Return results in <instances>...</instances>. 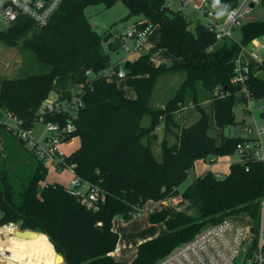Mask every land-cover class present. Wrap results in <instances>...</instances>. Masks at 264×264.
Wrapping results in <instances>:
<instances>
[{"label":"trees","instance_id":"obj_1","mask_svg":"<svg viewBox=\"0 0 264 264\" xmlns=\"http://www.w3.org/2000/svg\"><path fill=\"white\" fill-rule=\"evenodd\" d=\"M117 1L63 0L43 27L24 14L11 22L0 20V43L22 50L24 63L20 69L26 62L34 66L23 69L19 76L0 79V136L25 144L8 126V114L20 120L22 127L32 128L41 104L51 93L60 98L81 96L84 106L72 133L79 145L70 148L68 161L75 164V172L83 180L106 192V200L96 209L87 208L65 190L64 184L44 183L48 166L35 156V166L20 187L0 168L4 220L17 223L23 230L45 234L54 252L64 256V264H156L205 227L226 218L248 217L255 243L261 228L264 163L255 159L236 161L225 175L209 170L184 190L179 186L197 160L214 161L235 154L237 144L245 139L223 136L218 143L208 132L210 115L203 103L213 102L218 127L237 123L235 95L242 87L232 82L236 58L242 45L264 35V20L244 22L240 41L218 40L214 29L188 19L181 9L172 10L167 0H121L130 10L126 18L142 14L143 19L135 25L150 26V31L159 26L160 37L151 50L141 48L136 60L113 63L104 49L112 33L100 35L85 8L98 4L110 7ZM209 2L214 4V0ZM238 5L219 0L216 7L227 6L230 10ZM109 45L113 48L112 42ZM161 49L181 61L152 64V55ZM110 66L125 70L126 84L136 91L135 98L127 97L115 78L98 74ZM175 73H184V78L162 105H155L153 94L158 79ZM247 86L249 98L244 101L261 100L260 116L264 117V59L251 65ZM190 105L200 117L184 126L178 113ZM156 146L161 149V157L156 155ZM9 157L3 156L0 147V161ZM175 197H181L180 205L186 206L180 210L157 208L149 213L150 222L164 223L168 231L141 242L132 261L116 260L112 253L120 235L113 227L115 216L129 220L147 201ZM22 244L16 254L13 250L7 252L15 255L19 264H32L36 250L25 240ZM34 264L42 263L36 257Z\"/></svg>","mask_w":264,"mask_h":264},{"label":"built area","instance_id":"obj_2","mask_svg":"<svg viewBox=\"0 0 264 264\" xmlns=\"http://www.w3.org/2000/svg\"><path fill=\"white\" fill-rule=\"evenodd\" d=\"M62 1L18 0V3H14L13 0H0V20L11 22L16 20L20 14H24L33 19L37 26L43 27L48 23ZM257 1L240 0L238 7L229 10L223 24L213 20L215 13L209 0H204L202 7H197V9L206 15L208 18L206 25L216 31L218 40L233 39L232 29L253 19L248 12L251 10V3ZM149 31L150 26L141 28L135 25L134 29L122 38V45L125 39L132 37L136 40L137 48H141L142 40L148 35ZM249 44L252 45L251 49L247 48L248 44L242 45L236 58L235 74L232 78L233 83L240 84L247 98H249L247 83L251 76V65L259 64L264 59V35L252 40ZM245 54L252 61L244 60L243 55ZM87 73L91 74L92 70H88ZM98 74L107 76L110 79L126 76L125 70H117L115 66L105 68ZM249 101L250 99L247 101L248 104ZM256 101L262 110V101ZM83 106L84 101L81 96L74 95L72 98H60L56 93H51L41 104L32 128L22 127L21 121L11 114L7 115L6 122L18 138L24 140L35 156L43 160L48 167L72 171L74 177L68 185L64 186L65 190L77 196L87 208L96 209L99 203L106 200L105 190L97 184L83 180L76 174L75 164L68 161L72 151L70 148L67 150V148L71 147L75 140V138H72V133L76 128L74 121ZM48 116H57V118L54 120L48 119ZM59 116H64L65 120ZM36 124L42 126L37 134L34 133ZM245 131L256 132L257 135L256 137H245L243 141L237 144L236 153L240 156L239 162L255 159L264 163V147L261 142V137L264 135V124L259 125L254 114L253 124L247 125ZM246 169L249 170V167ZM217 175L222 176V174ZM177 198L175 197V199ZM159 202L160 205L165 204L164 201ZM179 205L169 204V207L164 206L171 210H180L181 206L179 207ZM262 205L264 207V200ZM136 216L138 214H134V217ZM22 230L17 223L5 221L4 213L0 209V264H19L15 260L16 256L8 254L7 251L13 250V253L16 254L15 250L22 249V241L26 240L18 235V231ZM254 236L250 224H243V222L235 221L233 218H226L205 227L193 238L161 258L156 264H237V259L240 256L254 264H264V229H260L255 243ZM16 245L21 246V249H16L14 247Z\"/></svg>","mask_w":264,"mask_h":264},{"label":"rangeland","instance_id":"obj_3","mask_svg":"<svg viewBox=\"0 0 264 264\" xmlns=\"http://www.w3.org/2000/svg\"><path fill=\"white\" fill-rule=\"evenodd\" d=\"M170 3V7L172 10H179L181 9L186 16L192 20L193 22L197 19L201 20L203 23H207L208 18L205 14L201 13L200 11H197V9L194 7H202L204 0H188L190 3L187 2L186 5H184V1L187 0H167ZM211 8L217 9L218 11L222 9V7H214V4H211ZM129 7L121 0L117 1L110 7H105L104 4H98V5H88L85 8V13L93 25L94 29L100 34L103 35L105 32H111L112 37L109 39V41L104 42V49L106 52L110 53L111 60L113 63L119 61L120 59H123L124 57H128L129 60H134L135 57L139 56V51H135V44L136 40L132 37L125 39L124 45H122L119 49L115 50L114 48H111L109 45L110 42L113 43L114 39L116 37H120L121 39L132 29H134L135 24L137 21H139L141 18H143V15H133L128 18H126L129 14ZM248 14L257 20H264V3L262 0H258L255 3L254 7H251V10H249ZM223 18V17H221ZM225 19H221L219 23L223 24ZM235 31H233L232 37L236 41H240L242 39V28L241 25H237L235 27ZM160 34V27H154L151 32L143 38V45L145 47L146 51L151 50L156 44L159 39ZM252 45L248 44L247 48L251 49ZM127 48V50H125ZM130 52V53H129ZM30 53V52H28ZM155 58H153L156 54H158ZM168 55L167 62L170 64L172 62L171 57L172 55L167 52V50H163L162 52L157 51L155 52L151 58L154 62H160L156 60H162L164 56ZM243 59L246 61H252L251 58L245 54L243 55ZM24 63V54L22 50L19 47L16 46H9L5 43H0V79L2 77H16L19 76L23 71L26 69H29L28 67H34L33 63L26 62L23 69L20 67ZM20 69V70H19ZM23 70V71H22ZM171 76L175 75V81L172 82V90H174L182 81L184 78V73H176V74H170ZM169 75H162V77H167ZM119 86L123 89H125V93L127 95L136 96L135 90L127 87L124 83V80L120 79L117 81ZM159 86V79L156 84V88ZM156 88L154 90L153 98L156 93ZM160 92V90H159ZM158 95V92H157ZM162 95H158V97H162ZM245 93L244 92H238L235 95L236 103L234 105V111L236 115V121L237 123L232 126H226L224 128H220L216 125L214 118L210 117V128L208 130L209 134L214 136L218 143H221L223 136H241V137H256V132H249L245 131V127L247 125L253 124L254 122V114L256 115L258 119V124L263 125L264 124V117L260 116V110L261 106L259 103L255 100H250L249 104L245 102L244 99ZM243 98V99H242ZM154 102V101H153ZM197 109H193V111H196ZM192 111V110H191ZM207 111V109H206ZM209 112V111H208ZM207 112V113H208ZM190 113V112H189ZM190 114L186 115V122L190 120L189 117ZM144 123H147V119L145 118ZM42 129V126L40 124H36L34 133L37 134ZM160 137H162L163 131L160 130ZM2 138V139H1ZM9 136H0V147L3 156L10 154V157L5 159V161H0V168L4 169V173L7 175V177L12 180L17 186L22 185V181L25 180V178L28 177V174L31 170H33L35 166V155L34 153L29 149L27 143L22 144L19 141H16L15 139L11 138L12 140H9ZM2 142V143H1ZM261 142L264 147V135L261 137ZM79 141L78 139H75L74 145L71 147V149H74L78 147ZM69 150V148H67ZM156 155L158 157H161V149L156 146ZM238 154L235 153L231 155L228 159L223 156H219L216 158L215 164L214 161L210 160L208 158L206 164L211 165L213 169L217 172L220 170H224V164H226L227 160H233L237 159ZM227 169V168H226ZM198 173V167L194 166L191 167L188 173V177L186 180L179 186V189L182 191L184 190L196 177ZM224 175L226 172H222ZM74 177V173L70 170L63 169V170H57L53 167L48 168L47 173V179L44 183H53V182H59L64 185H68L71 182V179ZM179 201V202H178ZM181 201V197H178L177 199L171 198L164 201V205H167L169 207V204H175L179 205ZM178 202V203H177ZM164 205H160L159 201L156 200H149L147 201L143 208L141 209L140 213L136 217H132L129 220H124L121 216H115L113 220V227L114 229L119 233L120 238L118 245L116 249L113 251L112 255L116 260L119 261H131L136 258L138 253V246L141 242H144L150 238H153L155 236H159L164 234V232L168 231L167 227L164 223H152L149 220V213L154 209H160L162 207H165ZM162 206V207H161ZM181 206V207H180ZM186 205H179V207L182 209ZM195 212V211H190ZM248 217H244L243 220H239L237 218H234L235 221L238 220V222H243V224H248ZM264 229V207H261V229ZM165 232V233H166ZM39 235V237H38ZM24 239H26V243L29 247H35L38 246L41 250V260L43 261V264H64L60 263L61 258L57 256V252L55 253L53 248L51 247L48 237L45 234L42 233H26L22 235ZM46 237L47 243L44 241V238ZM47 246L50 254L46 253ZM16 249H21V246H14ZM36 250V255L39 254V249L34 248ZM52 255V256H51ZM37 257V256H36ZM36 257L32 259V264H34ZM28 256L24 258V261L27 259ZM237 264H254L252 262H249L243 258V256H240L237 259Z\"/></svg>","mask_w":264,"mask_h":264},{"label":"crops","instance_id":"obj_4","mask_svg":"<svg viewBox=\"0 0 264 264\" xmlns=\"http://www.w3.org/2000/svg\"><path fill=\"white\" fill-rule=\"evenodd\" d=\"M187 2L188 3H190L188 0L187 1H184V5H186L187 4ZM212 4V3H211ZM254 6H255V3H254ZM196 9H197V7L196 6H194ZM223 8V7H222ZM213 9V8H212ZM228 9V8H227ZM214 10V13H215V15H214V17H213V20L214 21H216V22H219V21H221V19L223 20V19H226V16H227V14L226 15H224V16H222L223 18H221V17H217V12H218V10L217 9H213ZM197 11H198V9H197ZM220 11V10H219ZM228 12H229V9H228ZM253 18V17H252ZM143 18H141L139 21H141ZM189 19V18H188ZM254 19V18H253ZM197 20H199V19H197ZM199 21H201V20H199ZM204 24H206V22L204 23ZM157 27V26H156ZM233 31H235V28H233L232 29ZM151 32V31H150ZM149 32V33H150ZM148 33V34H149ZM159 37H160V34H159ZM143 41V40H142ZM158 41H159V39H158ZM157 41V42H158ZM124 45V44H123ZM141 48H143V49H145V47H144V45H143V42L141 43ZM141 48H137V46H136V44H135V51H139V53L141 54ZM125 50H127V48H125ZM163 50H165V49H161L160 50V52H162ZM168 52V51H167ZM130 53V52H129ZM140 54H139V56H140ZM170 54V53H169ZM159 55V53L158 54H156L153 58H155L156 56H158ZM247 55V54H246ZM138 56V57H139ZM138 57H135L134 58V60H136ZM165 57H166V59L168 58V55L166 56H164L163 58H162V60H156V61H160V62H154L152 59L153 58H151V63L152 64H154V65H159V64H161V63H167V64H169L168 62H167V60H165ZM247 57H248V55H247ZM128 59V57H124L123 59H120L119 61H117V62H120V61H125V60H127ZM171 60H172V62H170V64H174V63H177V62H180L181 61V59H179V58H177V57H175V56H173L172 55V57H171ZM117 62H115V63H117ZM176 74V73H175ZM166 75H169V76H167V77H160L159 78V86L156 88V97H155V100H154V104L155 105H162L165 101H166V99L169 97V95H171V93H172V82H174L175 81V78H174V76L175 75H173V76H171L170 74H166ZM117 81L118 80H120V79H122V80H124V83H125V85L127 86V84H126V76L125 77H116L115 78ZM119 85V84H118ZM127 87H129V86H127ZM129 88H131V89H134V88H132V87H129ZM125 90V89H124ZM159 90H160V92H159ZM157 92H158V95H162L163 94V96L162 97H158V95H157ZM239 92H243V91H239ZM135 95H136V91H135ZM126 96L127 97H129V98H135L136 96H129V95H127V93H126ZM247 97V95H246V93H245V96H244V99ZM243 99V98H242ZM243 99V100H244ZM203 106L207 109V112H208V114L209 115H211L213 118H214V105H213V102L211 101V100H208V101H206V102H204L203 103ZM195 107L193 106V105H190V106H186V107H184L183 109H181L180 111H179V117L181 118V120H182V124L184 125V126H189V125H191L193 122H195L199 117H200V113L198 112V110H196V111H193V109H194ZM196 109V108H195ZM192 110V111H191ZM261 111V110H260ZM190 112V113H189ZM187 114H190L189 115V117H190V120L188 121V122H186V115ZM210 116V117H211ZM160 130H162V128H160ZM163 131V130H162ZM162 137H163V134H162ZM2 139V138H1ZM2 143V142H1ZM0 145H2V144H0ZM72 147V146H71ZM71 147H68V148H71ZM238 154V153H237ZM233 155V154H232ZM231 155H229V156H223V157H226L227 159L230 157ZM239 159H240V156H239V154H238V157H237V159H233V160H227L226 161V164H224V167H223V171L224 172H226V173H228L229 172V169H230V165L232 164V163H234V162H236V161H239ZM208 160V159H207ZM207 160H203V159H199V160H197L196 162H195V166H197L198 167V173H197V176H199V175H202V174H204V173H206L207 171H212V172H214V173H216V174H223L222 172V170H220L219 172H217V171H215L214 169H213V167H211V165H213V164H215V161L216 160H214V163H212L211 165H207L206 164V162H207ZM49 168V167H48ZM227 168V169H226ZM249 224V223H248ZM263 228V227H262ZM261 229V228H260ZM168 230V229H167ZM166 232V231H165ZM164 232V233H165ZM38 237H39V235H38ZM40 238V237H39ZM44 238V241L47 243V239H46V237H43ZM49 242V241H48ZM30 248H37V249H39V247L38 246H35V247H30ZM45 248H46V253H48V254H50V252H49V250H48V248H47V246H45ZM57 254V253H56ZM41 250L39 249V254L37 255V258H38V260L43 264V261L41 260ZM52 256V255H51ZM132 261V260H131ZM124 262V261H123ZM126 262H130V261H126Z\"/></svg>","mask_w":264,"mask_h":264},{"label":"water","instance_id":"obj_5","mask_svg":"<svg viewBox=\"0 0 264 264\" xmlns=\"http://www.w3.org/2000/svg\"><path fill=\"white\" fill-rule=\"evenodd\" d=\"M226 1H234V2H237L238 3L240 0H226ZM251 7H254V3H251ZM197 22H199V20H197ZM121 46H122V39L120 37H116L114 39V41H113V48L115 50H117ZM26 233H38V232H36L34 230H31V229H25V230H22V231H18V235L20 237H23L21 235L26 234ZM57 256L62 258V262H60V263H63L65 261V258H64V256L62 254L57 253Z\"/></svg>","mask_w":264,"mask_h":264},{"label":"clouds","instance_id":"obj_6","mask_svg":"<svg viewBox=\"0 0 264 264\" xmlns=\"http://www.w3.org/2000/svg\"><path fill=\"white\" fill-rule=\"evenodd\" d=\"M14 3H18V0H13ZM216 5H219V0H214V7ZM228 14L227 6H223V8L217 12V17H222L224 15Z\"/></svg>","mask_w":264,"mask_h":264},{"label":"bare ground","instance_id":"obj_7","mask_svg":"<svg viewBox=\"0 0 264 264\" xmlns=\"http://www.w3.org/2000/svg\"><path fill=\"white\" fill-rule=\"evenodd\" d=\"M61 258V257H60ZM61 262H62V258H61Z\"/></svg>","mask_w":264,"mask_h":264}]
</instances>
